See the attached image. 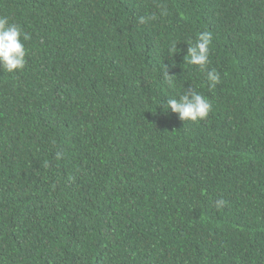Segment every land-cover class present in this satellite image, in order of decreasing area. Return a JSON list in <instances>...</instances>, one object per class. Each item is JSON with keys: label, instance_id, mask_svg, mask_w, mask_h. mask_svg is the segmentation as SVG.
I'll list each match as a JSON object with an SVG mask.
<instances>
[{"label": "trees", "instance_id": "obj_1", "mask_svg": "<svg viewBox=\"0 0 264 264\" xmlns=\"http://www.w3.org/2000/svg\"><path fill=\"white\" fill-rule=\"evenodd\" d=\"M0 15L30 35L25 67H0V264H264V0H0ZM204 30L214 88L184 61ZM188 88L206 119L159 105Z\"/></svg>", "mask_w": 264, "mask_h": 264}, {"label": "clouds", "instance_id": "obj_2", "mask_svg": "<svg viewBox=\"0 0 264 264\" xmlns=\"http://www.w3.org/2000/svg\"><path fill=\"white\" fill-rule=\"evenodd\" d=\"M159 14L166 16L168 7L161 3L157 5ZM157 19L155 13L151 15L140 16L138 22L146 24ZM30 39V35L23 30V27L15 22H11L6 15H0V67L8 73H14L22 70L26 65L27 50L24 41ZM213 35L210 31L204 30L198 32L194 40H188L187 54L184 56L185 64L198 66L200 71L206 76L209 87L214 88L221 81L220 73L215 68H209L210 64V47L212 45ZM178 43L173 41L168 48V55H174L177 52ZM163 79L171 86L173 80L168 74L167 69L161 73ZM159 105L171 112L178 114L181 120L198 121L208 117L212 111L210 100L194 88L185 89L179 96H171L166 103ZM61 154L56 153L59 159ZM217 209H221L226 205L223 198L216 202Z\"/></svg>", "mask_w": 264, "mask_h": 264}]
</instances>
